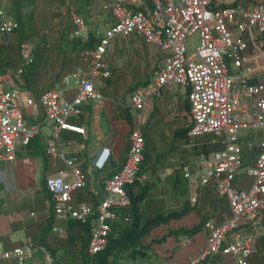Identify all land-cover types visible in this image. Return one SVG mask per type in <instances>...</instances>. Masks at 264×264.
Segmentation results:
<instances>
[{"label":"built area","instance_id":"obj_1","mask_svg":"<svg viewBox=\"0 0 264 264\" xmlns=\"http://www.w3.org/2000/svg\"><path fill=\"white\" fill-rule=\"evenodd\" d=\"M9 1L0 0V36H13L19 28L2 9ZM101 12L109 13V18L96 28L97 45L80 51L82 69L66 73L60 81L64 90L74 91L72 99L49 90L22 104L17 92L6 88L33 64V41L22 42L18 46L19 64L0 74V174L16 161L17 144L26 147L39 134V127L27 126L23 118V108L34 102L51 126L46 155L64 166L44 182L55 221L61 225L70 221L85 224L94 216L87 247L93 256L106 247L112 225L120 219L128 221L122 218V212L130 207L126 188L143 180L139 176L144 161L141 128L154 100L164 87L183 88L191 119L187 136H211L210 144L218 147L208 156L201 154L192 170L182 168L190 201L195 202L197 188L212 185L226 199L228 214L218 224L206 222L204 245L195 255L171 264H201L215 257L220 258L218 264H251L258 255L256 239L264 210V137L246 141L248 149L257 153L254 165L248 167H242L239 141L249 132L264 133V0H111ZM66 14L71 19V37L86 41L89 29L85 20L71 9L62 16ZM48 34V30L38 32V38ZM131 37L166 55L159 61L152 83L129 94L134 126L132 121L124 164L103 181V197L95 205L75 202L73 195L86 188L87 176L78 158H67L60 151L61 135L84 136V129L71 121L81 116L83 105L106 103L96 82L111 77L107 61L110 45ZM192 37H196L197 46L188 54ZM100 156L94 163L99 169L107 162L109 151L103 150ZM240 173L251 180L246 189L233 186ZM52 231L63 232L56 226ZM182 239L185 244L190 241L188 237ZM37 251L46 255L29 237L7 251L0 244V263L28 264Z\"/></svg>","mask_w":264,"mask_h":264},{"label":"crops","instance_id":"obj_2","mask_svg":"<svg viewBox=\"0 0 264 264\" xmlns=\"http://www.w3.org/2000/svg\"><path fill=\"white\" fill-rule=\"evenodd\" d=\"M110 1L106 0L104 5L110 3ZM7 16L15 20L13 17ZM104 19L103 22L107 20V18ZM26 34L24 33V35ZM130 39L135 40L137 44H139L137 40H141L134 37ZM14 40V36H0V71L6 69L9 62H13L14 65L18 62V49H15L12 44ZM120 40L121 44L125 42V39H117L116 41ZM149 46L156 49L151 45ZM111 47L109 48V54L113 52ZM151 53L156 59L154 70L151 75H147L144 82L138 84L139 87H143L140 85L143 83H147V85L152 83L159 61L166 55L165 52H161L158 49H156V52ZM58 55L63 57L59 48ZM54 61H56V58ZM107 61L111 77L108 80V84L102 81L97 85H101V89L97 88V90L104 97L106 103L98 105L90 102L83 105L81 116L71 122L84 129V136L68 132L63 133L61 135L62 143L59 148L67 158H78L81 162V169L87 176L86 188L73 195L74 201L91 205H95L103 197V181L110 178L124 164L130 133L129 125L132 124V121L134 126V112L130 108L129 96H118L116 91L109 94L103 93L104 89L110 90L112 84L109 57ZM50 65L42 63L38 73L35 72L37 73L36 78L40 82L37 89L35 87L29 89L28 84L22 78L14 79L11 85L6 86V88L16 91L22 104L34 97L32 92L43 93L47 88L60 91L63 99H72L74 91L70 89L64 90L60 85L61 79L59 78L56 81L55 74L52 73L53 66L55 68V71H53L56 72L59 69L58 65L56 63ZM63 65L64 62L62 60V62H59V66L62 68L67 66L65 64L63 67ZM186 94L187 91L179 87L167 86L161 89L160 97L154 100L151 114L141 128V133L146 134V140L149 143L151 142L152 144L154 133L159 132L161 134V141L163 139L170 140L171 137L173 138V132L178 131L179 128L185 129L191 125ZM127 114L130 117L129 120L126 118ZM23 118L27 126H38L39 134L32 138L26 147L17 144L16 161L7 166L4 173L0 174V244L2 249L7 251L16 247L24 237H29L35 247L44 249L47 255L48 252L44 245L51 251H55L60 246L63 247L64 244L59 243L60 240L51 239V235L54 233L52 230L46 234L45 241L42 242V233L46 229L50 216L49 198L44 192V182L47 176L63 170L64 166L60 162L53 163L46 155L45 142L52 131L50 124L44 120L42 109L32 102L23 108ZM103 150L109 151V157L105 165L99 169L94 166V163L101 157ZM197 153L195 152L192 156L194 165L201 155L200 152ZM188 163L183 165L182 168L186 166L192 170L193 166H189L192 163ZM151 165L150 163L147 166L150 167ZM142 178L145 180V175H142ZM55 226L63 230L61 234L55 233L56 236L65 235V228L68 225H61L55 221L53 227ZM72 236L74 235L72 234ZM198 237L199 234L191 237L189 244L191 239ZM205 237L199 239L200 243L195 242V246L193 245L186 252L185 258L181 262H184L188 257L195 255L200 250L201 245H204Z\"/></svg>","mask_w":264,"mask_h":264},{"label":"rangeland","instance_id":"obj_3","mask_svg":"<svg viewBox=\"0 0 264 264\" xmlns=\"http://www.w3.org/2000/svg\"><path fill=\"white\" fill-rule=\"evenodd\" d=\"M106 3V0H10L2 9L6 15L15 17V13L18 12L23 19V32L27 33L24 38H28L29 41L35 42L40 55H43L45 63H56L59 69L55 71L53 66L52 73L57 74L64 71H74L76 69V63L74 61L75 52L72 51V25L69 14L62 16L63 12L72 9L75 14L81 16L87 25L89 30H94L103 23L104 18L109 17V13H102L101 8ZM48 30L49 34L45 38L38 39V32ZM139 44L135 43V40L127 38L125 42L121 44L120 41H113L112 51L107 56L111 61V87L110 90H105L106 94L111 92H118V96L128 97L132 91V88L138 85L140 82L146 80L147 75H151L154 70L156 59L152 56L151 52H156V49L146 45L141 40H137ZM197 46L196 37H192L188 40V54H191ZM58 48L61 49L62 56L58 55ZM156 57V56H155ZM56 58V61L54 59ZM64 62L66 67L59 66V62ZM51 66V65H50ZM54 70V71H53ZM96 88H100L101 85ZM182 127V126H178ZM183 129L179 128L178 130ZM177 130V129H176ZM175 131V130H174ZM175 132L172 136H175ZM247 135V134H246ZM249 135H258L264 137V133L251 132ZM161 134H153L152 150L149 149L147 154L150 156V169L148 166L143 174L146 177L144 182L149 185L153 184V188L149 193L145 203L148 202L147 209L144 208V216L149 218L157 214L167 213L169 211H178L185 202L190 201L189 193L184 194L186 189V182L182 178V166L191 164L194 166L192 156L195 152H199L202 147L199 146L202 139L210 140V137L196 139H174L161 141ZM196 144V148H195ZM191 157V159H190ZM194 158V157H193ZM193 168V167H192ZM250 179L242 176V173L238 175L233 186L235 188L242 187L246 189ZM177 184V186L174 185ZM139 186L135 187L138 191ZM197 199V196H195ZM143 204V207L145 205ZM198 204L190 201V206L195 207ZM201 216L197 212L190 213L181 221L174 223L171 222L168 227H161L152 231L151 237L160 239L165 236L169 230H175L178 228L189 229L196 225ZM259 234H263V229ZM206 231L202 230L199 233L198 238L191 239V243L185 244V240L180 236L177 239L168 238L165 244L153 245V249L150 253L152 258L149 263L146 264H171L173 262L180 263L185 258L186 252H188L192 246H195V242L200 243L199 239L204 238ZM65 235L56 236L52 233L51 239L62 240ZM148 238V241L151 239ZM147 241V242H148ZM203 246V245H201ZM72 247L71 244L63 246L56 250L55 260L51 254H43L37 251L30 256L28 260L29 264H58L61 260L71 259L68 250ZM258 248V255L251 260V264H264V251L261 246ZM76 253V252H75ZM52 257V258H51ZM54 262V263H53ZM182 263V262H181ZM0 264H9V262H1ZM60 264H62L60 262ZM65 264H77L74 260H67ZM145 264V263H143ZM218 264V263H217ZM220 264V263H219Z\"/></svg>","mask_w":264,"mask_h":264},{"label":"trees","instance_id":"obj_4","mask_svg":"<svg viewBox=\"0 0 264 264\" xmlns=\"http://www.w3.org/2000/svg\"><path fill=\"white\" fill-rule=\"evenodd\" d=\"M15 21L18 23L19 28L13 34L15 40L12 41L13 46L15 49H18V46L25 41H29L28 38L24 35L23 32V19L18 12L15 13L14 17ZM98 42V34L96 32V28L94 30H89L88 39L86 41H81L72 38V51L75 52L74 61L76 63V69L74 71H78L82 69V66L78 59V53L84 49H93ZM37 49V45L35 46L34 51V62L31 66L25 68L24 72L19 78H22L26 84H28V88L32 89L35 87L38 88L40 82L36 78L37 73L40 69L42 63L45 64V59L43 55H40ZM19 64V58L17 64L14 65L13 62H9V65L6 69L0 71V74L4 73L5 70L9 68H15ZM71 71V70H70ZM70 71L59 72L55 74V80L57 81L59 78L61 79L63 75L69 73ZM37 72V73H35ZM108 80H104L108 84ZM53 85V83H52ZM51 85V86H52ZM141 86L145 87L147 83L140 84ZM50 86V87H51ZM139 87L138 85L132 88V91ZM49 91L47 88L46 91ZM43 93H39L38 91L32 92V96L34 99H38L40 95ZM126 118L129 120L130 117L127 114ZM190 126L176 131L173 136L174 139H196V138H189L187 136V132ZM251 133V132H249ZM247 133L246 136L241 137L239 144L242 149V167L253 166L254 161L256 159V151L249 150L247 147L246 141L249 139L261 138L258 135H249ZM142 136L144 139V151H143V158L144 161L139 170V176L144 175L143 172L146 170L148 164H150V156L147 154L146 151L149 149L152 150V144L146 140V134L142 132ZM211 136H203L201 138H207ZM210 140L202 139L201 141H197L199 146L202 149L199 151L200 154L205 156L210 155L212 152L217 150V146H212L210 144ZM196 148V144H195ZM198 152V151H197ZM196 152V154H198ZM150 169V167H148ZM183 178V176H182ZM146 180V179H145ZM144 180V181H145ZM184 180V178H183ZM142 180L141 183L136 182L132 186H128L126 188L130 207L122 212V218H128V221L125 222L124 220L120 219L119 221L115 222L111 227V233L107 238V245L101 252L91 256L87 252L88 242H89V232L92 224L94 222V216L91 217L85 224H81L75 221H70L66 225L65 228V236L59 243L64 244L63 246H68L69 244L72 247L68 250L69 255L72 256L70 259L61 260L62 264H65L67 260H74L77 264H143L149 263L150 259L152 258V254L150 255L153 245H161L165 244L168 238L177 239L180 236L182 237H194L198 235L202 230H205L204 226L206 222L213 220L215 223H220L222 217L228 214V205L227 201L224 197L219 196L218 193L215 191L212 185H207L204 187H199L195 190L194 196H197L198 204L194 207L190 206V201H186L185 204L180 208L178 211H169L167 213L157 214L153 217H145V209L148 207V202L145 203L149 193L151 192L152 188L154 187L153 184H148ZM185 181V180H184ZM186 182V181H185ZM177 186L176 183H174ZM139 186L138 191L135 190V187ZM44 192L47 194L49 198V221L47 223L45 231L42 233V242L45 241L46 234L50 233L52 227L55 223V218L53 214V205L48 194L45 183H44ZM79 193V192H78ZM188 193V187L186 184V189L184 194ZM197 199L195 197V203H197ZM145 203L144 207L143 204ZM197 212L199 216H201L199 222L192 226L189 229L186 228H178L175 230H169L165 236H162L160 239L152 238L150 235L152 231L159 229L161 227H168L171 222L177 223L188 216L190 213ZM263 229V234H259L256 239L257 247L261 246L263 248L262 252L264 251V210L262 211V221L260 230ZM72 234L75 236H72ZM151 239L148 241V238ZM148 241V242H147ZM46 251L53 256L55 260L56 250L51 251L46 245H44ZM60 248H62L60 246ZM258 250V248H257ZM76 252V253H75ZM52 258V257H51ZM252 260V259H251ZM220 261L219 257L207 259L206 261L202 262L201 264H215ZM58 262V264H60ZM54 263V262H53Z\"/></svg>","mask_w":264,"mask_h":264}]
</instances>
